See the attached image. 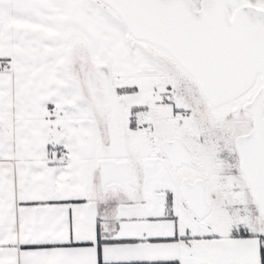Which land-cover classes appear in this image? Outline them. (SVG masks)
Returning a JSON list of instances; mask_svg holds the SVG:
<instances>
[{
  "label": "snow or ice",
  "instance_id": "6c2138e0",
  "mask_svg": "<svg viewBox=\"0 0 264 264\" xmlns=\"http://www.w3.org/2000/svg\"><path fill=\"white\" fill-rule=\"evenodd\" d=\"M0 264H264V0H0Z\"/></svg>",
  "mask_w": 264,
  "mask_h": 264
}]
</instances>
